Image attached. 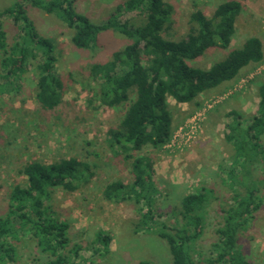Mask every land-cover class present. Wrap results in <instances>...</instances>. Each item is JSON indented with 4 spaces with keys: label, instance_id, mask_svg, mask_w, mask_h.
I'll list each match as a JSON object with an SVG mask.
<instances>
[{
    "label": "trees",
    "instance_id": "obj_1",
    "mask_svg": "<svg viewBox=\"0 0 264 264\" xmlns=\"http://www.w3.org/2000/svg\"><path fill=\"white\" fill-rule=\"evenodd\" d=\"M74 0H16L0 10V77L2 90L32 65L36 67L35 97L42 109L52 110L63 99V80L57 72L53 41L41 36L27 14V5L39 7L59 17L74 30L71 41L79 48L96 46L99 33L113 29L131 38L122 49L112 52L103 62L90 66V75L98 82L101 104L114 107L128 102L117 127L110 128L109 146L124 158L131 159L132 180H112L103 190L115 202L132 201L140 213L135 231L145 229L165 239L174 264H201L194 254V241L206 223V207L213 189L203 186L183 195L180 208L172 212L173 221H161L157 207L158 188L154 180V159L142 151L160 148L172 137L173 119L169 97L180 103L195 101L200 93L232 80L242 68L263 58L262 40L249 36L242 46L231 49L225 58L208 68L195 67L188 60L210 47L228 48L236 31V17L242 10L241 0H223L211 15L196 7L189 16V29L181 39L163 36L173 6L166 0H122L111 14L96 23L76 11ZM143 13L145 19L136 25L124 17L129 12ZM3 17H11L18 26L17 36L9 42ZM4 87V88H3ZM259 101L249 117L236 109L226 125L225 138L233 146L227 162V177L233 195L232 204L224 210L223 221L216 228L214 257L206 264H253L239 246V232L263 204L264 147L259 150L264 133V83L259 86ZM131 93L134 97L131 98ZM21 172L25 183H16L9 193L7 212L0 217V264L17 260L15 241L22 236L34 239L46 256L42 264H81L80 245H71L70 224L60 218L49 200L54 188L74 192L93 172L89 163L76 156L52 162L29 161ZM241 187V189H239ZM176 215V216H175ZM180 215L181 217H178ZM110 235L99 230L96 241L103 253L109 252ZM137 264H151L147 259Z\"/></svg>",
    "mask_w": 264,
    "mask_h": 264
},
{
    "label": "rangeland",
    "instance_id": "obj_2",
    "mask_svg": "<svg viewBox=\"0 0 264 264\" xmlns=\"http://www.w3.org/2000/svg\"><path fill=\"white\" fill-rule=\"evenodd\" d=\"M15 1L0 0V10ZM121 1L74 0L73 5L77 12L98 23ZM222 1L166 0L173 6V12L163 36L181 39L188 32L189 16L196 7L211 15ZM241 2L242 10L236 17V31L230 46L210 47L188 63L208 68L225 58L231 49L242 46L252 35L262 40L263 58L242 68L232 80L200 93L195 101L180 103L169 97L174 129L171 139L160 148L147 146L136 153H146L154 159L156 204L162 214L161 221L174 220L172 212L180 208L186 193L203 186L213 189L206 207L203 234L193 245L195 257L201 264H206L205 258L214 257L216 228L224 219V210L232 204L227 162L234 150L225 138L226 125L231 119L227 113L236 109L246 118L255 113L258 89L264 83V0ZM26 10L37 32L53 41L57 72L64 85L63 99L52 110L38 105L34 65L7 90H2L4 79L0 77V217L7 212L13 185L25 183L26 176L21 172L24 164L76 156L89 163L93 175L74 192L54 188L49 203L60 218L69 222L71 245L81 246V264H137L143 259L151 264H174L165 239L148 229L135 231L140 213L134 202H115L103 194L108 182H129L133 178L131 159L109 146L108 133L110 128L118 126L129 101L114 107L101 104L98 82L91 77L90 66L108 60L113 51L122 49L132 39L117 30L107 29L99 33L96 46L79 48L71 41L74 30L55 14L32 5H27ZM124 17L136 25L145 19L143 13L136 11ZM3 25L12 42L18 26L11 17H3ZM262 146L264 133L258 149ZM263 173L261 171L262 176ZM260 194L264 198V188ZM99 230L111 237L107 253H103L102 244L96 241ZM15 244L17 260L8 264H42L46 259L29 236H22ZM239 246L253 264H264V200L250 222L240 230Z\"/></svg>",
    "mask_w": 264,
    "mask_h": 264
}]
</instances>
